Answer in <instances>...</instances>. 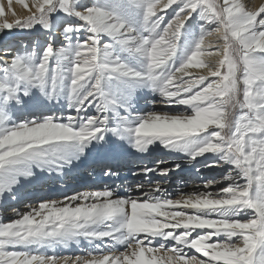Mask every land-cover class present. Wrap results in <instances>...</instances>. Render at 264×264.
<instances>
[{
    "label": "snow or ice",
    "instance_id": "snow-or-ice-1",
    "mask_svg": "<svg viewBox=\"0 0 264 264\" xmlns=\"http://www.w3.org/2000/svg\"><path fill=\"white\" fill-rule=\"evenodd\" d=\"M18 2L0 34L37 35L0 40V209L24 205L0 212V264H264V3ZM133 163L143 182L27 191ZM184 164L201 183L169 192Z\"/></svg>",
    "mask_w": 264,
    "mask_h": 264
},
{
    "label": "bare ground",
    "instance_id": "bare-ground-1",
    "mask_svg": "<svg viewBox=\"0 0 264 264\" xmlns=\"http://www.w3.org/2000/svg\"><path fill=\"white\" fill-rule=\"evenodd\" d=\"M2 2L5 5L7 18L9 20L13 19L11 13L7 12V0H2ZM262 3H264V0H250V7L257 8ZM12 6H13V9L15 10V12L17 13L18 16H24V15L27 14L26 10L18 2V0H12ZM36 35H37L36 33H32L31 35L29 34V35H27L25 37L21 36V37L11 38V39H9V41H13V40H18V41L32 40V39L36 38ZM148 98H151V96H149ZM140 107L144 108L146 110H150L151 109V107L147 108L148 106L145 105V102L143 103L142 101H141ZM157 153H161V152L153 153L151 156H145L143 158V164H146L149 167H151V165L154 164V161H155L154 159H155ZM158 159H161V157L158 158ZM171 159L172 158H170L169 156L167 158H163L162 160L164 161V163L161 164L160 166L161 167H172ZM141 166H143V165H141ZM125 167H127V170L125 172H121L120 171V178L119 179L110 180L108 178H103V177L100 176L99 173L94 172V173H92L93 182H89V181H86L84 179L85 176L88 175V173L86 171L81 170V172H79V173H74L73 174V178L71 180H69V181L56 180L55 183H54V187L49 182L45 181L43 184H38V185H35V186H29L27 191L30 194H33V195H37V194L42 195V194H44V193H46V192H48L50 190L62 189L63 187L66 186L68 194H71L72 190H77V189L82 188V187H93V186L102 187L103 184H105V183L109 184L112 187H117L118 185H131V184H134V183L143 182L145 180V178L142 177V176L141 177L132 176L131 173L137 170V169H135L137 167L135 163H133L131 166H125ZM182 167H183L184 170L181 171V174H180L181 177H185V178L187 177L188 178L190 176H193L189 180H192V182H194V183H201L200 180H195L194 179L195 173H192V174L186 173V172H188V170L190 168H193L192 165L184 164V165H182ZM216 169H218V168H216ZM220 171L221 170H219L218 172H220ZM170 174H172V173H170ZM213 174H215V173H212L210 171V168H202L201 173H200L201 176L207 177V178H213ZM170 177L171 176L167 177L163 181L164 187L169 192H174L175 190L180 188L182 186V184L175 185V182L172 184V181L170 182V180H169ZM215 177L217 179L219 178V176H215ZM154 179H157V177H154ZM102 180H104V182H101ZM85 182H86V184H88L87 186H84ZM40 187H42V188H40ZM79 190H82V189H79ZM120 191L122 192L123 189H120ZM27 203H31V202L28 201V200H25V204H27ZM8 205H10V202H9ZM23 206L24 205L15 204L12 208H14V207H23ZM0 212L4 213L5 219L12 218L11 215H10L11 210L9 211L8 207L6 209H0ZM59 254L60 255H81L82 252L79 249H77L75 245H73L70 249L61 250L59 252Z\"/></svg>",
    "mask_w": 264,
    "mask_h": 264
},
{
    "label": "rangeland",
    "instance_id": "rangeland-1",
    "mask_svg": "<svg viewBox=\"0 0 264 264\" xmlns=\"http://www.w3.org/2000/svg\"><path fill=\"white\" fill-rule=\"evenodd\" d=\"M27 35H29V33H22V32H20V31L17 30V31H14L12 33L0 34V40H9L11 38H16V37H21V36L25 37ZM148 100H151V98H148ZM142 102L143 103L145 102V105L148 106L147 108H150L151 107V104L150 103H147L146 101H143V100H142ZM158 110H168V109L162 107L161 109H158ZM160 157H161V160H162L163 158H167L168 156L165 155L162 152L161 153H157L154 160H156V159H158ZM151 166H153V164ZM197 166H199V165H197ZM135 169H137V167ZM126 170H127V167H124L120 171L121 172H125ZM219 170H220L219 168L218 169H216V168L215 169L214 168H210V171L212 173H215V174H213V177L219 176V174H220V172H218ZM186 173H189V174L194 173V168H190L188 170V172H186ZM180 174H181V172H173L172 174H170L169 175V176H171L169 178L170 182L172 181V184L175 182V185H178V184H182V181H184V179L185 180H189V179H191V177H193V176H190L188 178L187 177L185 178V177H181ZM84 179L86 181L93 182V180H92L93 179V175H91V176L87 175V176H85ZM101 182H104V180H102ZM87 185L88 184H86V182H85L84 186H87ZM40 188H42V187H40ZM79 189H82V188H79ZM79 189H77V190H79ZM37 195H39V194H37ZM30 202H32V201H30ZM14 205H15V203L10 201V205H8V210L10 211Z\"/></svg>",
    "mask_w": 264,
    "mask_h": 264
}]
</instances>
